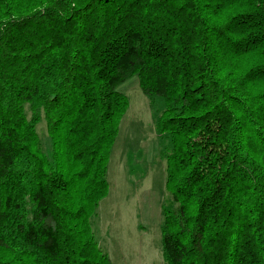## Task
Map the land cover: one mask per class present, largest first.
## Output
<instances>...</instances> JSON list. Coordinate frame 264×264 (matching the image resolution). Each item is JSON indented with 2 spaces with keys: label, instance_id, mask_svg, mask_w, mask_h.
Here are the masks:
<instances>
[{
  "label": "trees",
  "instance_id": "trees-1",
  "mask_svg": "<svg viewBox=\"0 0 264 264\" xmlns=\"http://www.w3.org/2000/svg\"><path fill=\"white\" fill-rule=\"evenodd\" d=\"M135 76L165 264H264V0H0V264H115L92 220Z\"/></svg>",
  "mask_w": 264,
  "mask_h": 264
},
{
  "label": "rangeland",
  "instance_id": "rangeland-1",
  "mask_svg": "<svg viewBox=\"0 0 264 264\" xmlns=\"http://www.w3.org/2000/svg\"><path fill=\"white\" fill-rule=\"evenodd\" d=\"M118 90L129 98L130 107L111 155L109 194L101 202L92 228L115 264H165L160 227L161 208L168 200L165 156L170 139L157 129L165 104L162 98L144 95L137 76ZM37 132L43 151L50 156L44 120Z\"/></svg>",
  "mask_w": 264,
  "mask_h": 264
},
{
  "label": "crops",
  "instance_id": "crops-1",
  "mask_svg": "<svg viewBox=\"0 0 264 264\" xmlns=\"http://www.w3.org/2000/svg\"><path fill=\"white\" fill-rule=\"evenodd\" d=\"M112 259V258H111ZM114 262V261H113Z\"/></svg>",
  "mask_w": 264,
  "mask_h": 264
}]
</instances>
